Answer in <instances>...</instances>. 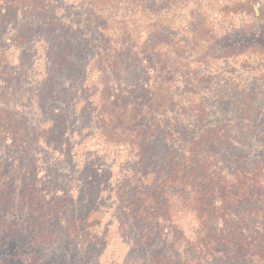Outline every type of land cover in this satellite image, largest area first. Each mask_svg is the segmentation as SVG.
<instances>
[{"label":"trees","instance_id":"obj_1","mask_svg":"<svg viewBox=\"0 0 264 264\" xmlns=\"http://www.w3.org/2000/svg\"><path fill=\"white\" fill-rule=\"evenodd\" d=\"M9 22L0 211L19 194L48 206L33 244L73 222L76 192L97 207L83 241L113 215L166 242L162 264H264V46L242 41L264 29V0H0Z\"/></svg>","mask_w":264,"mask_h":264},{"label":"rangeland","instance_id":"obj_2","mask_svg":"<svg viewBox=\"0 0 264 264\" xmlns=\"http://www.w3.org/2000/svg\"><path fill=\"white\" fill-rule=\"evenodd\" d=\"M19 33L18 28H15L9 22V24H5L0 28V39H7L9 36L15 37ZM26 39L29 40L28 37ZM248 40L263 47L264 29L258 35H251L242 39L243 42ZM29 42L33 43L34 46L38 43L35 36ZM24 97L30 98L27 94ZM259 155L262 156V153L259 152ZM29 182L39 184L25 177L14 178L15 187L22 190L26 188ZM110 195H112L111 191L108 190L104 201L100 203L105 209H107L106 207L113 208L114 198L117 199L116 196L110 199ZM72 196L75 199L74 214L70 218L73 222H65L64 219H62L63 222L53 219V223L50 224L52 229L48 228L47 230H50V232L53 230L57 234V238L55 243L49 247L39 243L33 244L35 240H31L34 236H37L34 231L39 230L38 227L40 229L45 228L43 223L48 221L45 218L49 210L47 209L48 206L44 205L30 211L28 208L23 207V196L19 194L20 198L17 200V206L13 209H10L12 205L7 206V208L0 211V234H3L2 238H5L3 244L6 245L5 247L0 246V261H7L9 264H32V257L43 255L44 260L40 264H154V262L162 264L157 262L155 254L164 250L166 242L159 241L147 245L141 235L148 229L136 223H133V225L131 223L120 225L122 219L114 220L113 215H108L109 217L104 221L105 231L102 235L105 236L103 239L98 240V242L83 241L82 239L86 237L87 233H85L84 217L88 215L90 210H95L97 207L94 206V202L92 203L86 199L83 194L78 195L74 192ZM15 212L21 213L20 220L14 219L13 214ZM76 221L81 222L79 226L75 225ZM73 225L77 226L78 231L84 233L79 236L73 235L69 230ZM177 252L179 251L177 250ZM169 253L177 254L174 250Z\"/></svg>","mask_w":264,"mask_h":264}]
</instances>
